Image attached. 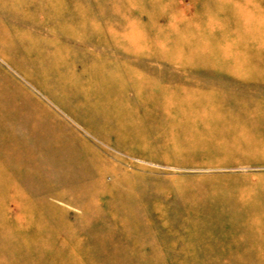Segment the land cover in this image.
<instances>
[{"label":"rangeland","instance_id":"obj_1","mask_svg":"<svg viewBox=\"0 0 264 264\" xmlns=\"http://www.w3.org/2000/svg\"><path fill=\"white\" fill-rule=\"evenodd\" d=\"M213 108L264 109V0H0V264H264L172 253L264 187Z\"/></svg>","mask_w":264,"mask_h":264},{"label":"crops","instance_id":"obj_2","mask_svg":"<svg viewBox=\"0 0 264 264\" xmlns=\"http://www.w3.org/2000/svg\"><path fill=\"white\" fill-rule=\"evenodd\" d=\"M217 73L228 79L236 78L228 71ZM194 110L196 114L189 115L188 112L185 116L195 117L194 121L199 126L214 127L210 132L213 134L203 139L228 142L226 145H216V148L227 151L231 149L230 153L225 152L223 156L237 160L229 159L219 163L237 165L264 163L259 161V158L256 159L259 156L254 150H249L250 148L264 149V109ZM245 140L257 141V143L247 146ZM229 142H237V145H231ZM215 155H221V153ZM244 189L236 190L228 184L226 188L211 191L216 193L217 197L211 198V194L207 195L209 197L207 209L215 211L214 214L217 217L221 214L223 224L199 228L203 230L199 234L213 239L193 244L186 242L174 244L172 253L187 255L186 259L199 260H264V187L255 185ZM178 203L176 206L181 208L176 211L185 212L182 204ZM183 232L187 235L186 229H183Z\"/></svg>","mask_w":264,"mask_h":264}]
</instances>
